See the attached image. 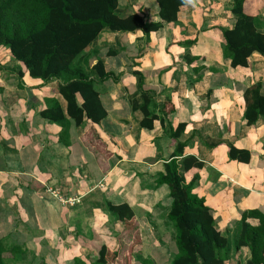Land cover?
Instances as JSON below:
<instances>
[{"label": "crops", "instance_id": "crops-1", "mask_svg": "<svg viewBox=\"0 0 264 264\" xmlns=\"http://www.w3.org/2000/svg\"><path fill=\"white\" fill-rule=\"evenodd\" d=\"M263 2L253 6L261 34ZM231 7L232 0H186L173 24L161 22L155 0H121L118 15L137 14L162 28L148 36L103 30L83 54L89 68L102 62L111 75L101 83L90 73L106 112L99 124L84 119L75 126L57 81L31 78L0 47L5 249L20 247L25 261L30 257L27 264H94L101 247L113 257L108 264H171L177 253L167 218L172 200L156 180L177 145H184L183 157L203 164L184 173L185 182L196 177L193 194L204 199L216 229L231 243L225 264H246L248 249L235 252L233 244L244 213L264 215V119L247 125L243 94L260 83L264 96V58L252 54L245 68H232L224 58L221 31L234 25ZM134 73L142 75L147 109L158 117L151 130L140 127ZM53 99L69 123L62 137L59 125L40 117ZM179 125L184 130L175 139L170 133ZM229 146L249 152V163L231 161ZM108 205H127L134 217L119 222ZM247 223L258 225L254 219Z\"/></svg>", "mask_w": 264, "mask_h": 264}, {"label": "trees", "instance_id": "trees-1", "mask_svg": "<svg viewBox=\"0 0 264 264\" xmlns=\"http://www.w3.org/2000/svg\"><path fill=\"white\" fill-rule=\"evenodd\" d=\"M121 0H0V47L9 50L11 58L33 79L44 83L57 81V91L66 102V116L75 126H81L86 119L99 124L106 118V112L95 89L97 82H104L111 75L103 69L102 62L89 68L84 57L89 45L103 30L111 32L141 31L148 36L162 28V23H177L179 9L186 0H155L161 22H145L144 18L131 14L122 17L117 14ZM255 0H232L231 14L234 25L222 30L224 58L230 60L232 68L248 65L252 54L264 58V34L258 31V17L253 11ZM264 2L262 3V5ZM19 74V78L22 77ZM137 79V99L141 101L143 119L140 127L151 130L157 116L147 106L150 99L143 91V77L134 73ZM261 84L248 87L243 94L244 119L253 126L264 119V96ZM77 99L82 102L78 104ZM133 109L136 110V107ZM44 120L62 128L61 137L66 134L68 120L56 100H48L47 107L40 113ZM161 123L162 119H160ZM184 130L179 125L170 135L177 138ZM184 145H177L175 155L164 164L163 173L157 185H166L172 200L168 220L175 230L176 255L171 264H225L230 258L231 243L216 229L211 210L204 199L193 194L196 177L185 182L184 173L192 168L201 169L203 164L193 157H183ZM182 157L180 161L177 158ZM231 161L247 164L250 153L229 146ZM109 212L119 222L130 221L133 211L127 205H108ZM248 219L258 221L257 226L247 223ZM235 252L247 248L249 259L246 264H264V215L258 211L244 213L240 220L239 233L233 244ZM20 247L5 249L0 241V264H14L24 256ZM113 257L107 256L101 247L94 264H108ZM141 264H150L148 260Z\"/></svg>", "mask_w": 264, "mask_h": 264}, {"label": "rangeland", "instance_id": "rangeland-1", "mask_svg": "<svg viewBox=\"0 0 264 264\" xmlns=\"http://www.w3.org/2000/svg\"><path fill=\"white\" fill-rule=\"evenodd\" d=\"M174 248H175V245H174ZM23 258H24V259L21 260V264H27L26 261H29V260H30V257H27V258H26V261H25V257H23ZM146 260H148V259H146ZM23 261H25V262H23ZM140 261H141V260H139V263H140Z\"/></svg>", "mask_w": 264, "mask_h": 264}]
</instances>
